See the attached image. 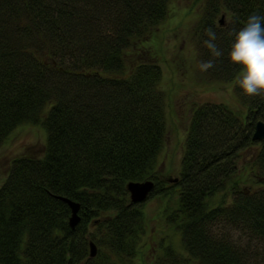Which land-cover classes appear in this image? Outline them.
Wrapping results in <instances>:
<instances>
[{
  "label": "trees",
  "instance_id": "16d2710c",
  "mask_svg": "<svg viewBox=\"0 0 264 264\" xmlns=\"http://www.w3.org/2000/svg\"><path fill=\"white\" fill-rule=\"evenodd\" d=\"M172 1L0 0V145L23 124L46 133L43 153L14 157L0 186V264H133L146 233L142 206L155 196L167 200L164 220L180 236L177 246L163 237L155 264H179L175 247L196 264H264V139H252L264 94L247 96L234 82L243 111L196 104L177 181L166 184L157 169L166 94L157 57L141 43L161 35ZM194 2L199 63L213 59L209 27L223 53L202 73L235 81L231 33L250 14L264 16V0ZM247 148L259 186L244 189L236 172ZM145 180L153 189L131 202L128 182ZM61 197L79 204L74 228Z\"/></svg>",
  "mask_w": 264,
  "mask_h": 264
},
{
  "label": "rangeland",
  "instance_id": "374dc122",
  "mask_svg": "<svg viewBox=\"0 0 264 264\" xmlns=\"http://www.w3.org/2000/svg\"><path fill=\"white\" fill-rule=\"evenodd\" d=\"M199 6L201 2L195 3L194 0H173L169 10L170 15L160 25L161 35L157 38L152 35L145 46L141 43V48L144 51L147 50L148 56L150 50L157 57L154 61L159 64L162 71L160 88L166 94V138L158 157L157 169L166 184H170L166 178L176 177L179 173L187 124L192 108L196 104L225 103L236 111L244 110L234 92L235 81L211 80L199 69L193 30L201 16ZM223 18L224 14H220L217 20L220 21ZM156 40L159 45L154 46ZM156 50L158 51L155 52ZM135 51L140 49L137 48ZM139 54L141 55L140 52ZM146 58L147 56L141 55L142 60ZM45 139L46 133L41 126L23 124L10 133L0 145V186L8 172L11 160L27 153L42 154ZM253 152H255L254 148H247L240 152L238 157L236 179L239 180V186L244 189L259 186L250 170L248 171V167L245 166ZM166 203V199L156 196L144 202L142 210L146 221V233L141 239L133 264H155L156 257L163 253L160 247L163 237L165 244L169 240H172L174 246L179 243L178 232L167 225L163 217ZM231 233L239 238L241 245L245 248L247 241L244 236L241 237L240 233L233 229ZM250 246L253 247L252 244ZM175 249L182 256L179 264H196L194 259L178 247Z\"/></svg>",
  "mask_w": 264,
  "mask_h": 264
},
{
  "label": "clouds",
  "instance_id": "9594fccd",
  "mask_svg": "<svg viewBox=\"0 0 264 264\" xmlns=\"http://www.w3.org/2000/svg\"><path fill=\"white\" fill-rule=\"evenodd\" d=\"M205 31L207 39L203 43L213 57L199 63V69L206 72L215 67L216 58L223 53L216 44L217 34L213 28L209 27ZM231 35L232 42L227 56L241 68L235 84L247 96L264 94V16L250 14L243 26Z\"/></svg>",
  "mask_w": 264,
  "mask_h": 264
},
{
  "label": "water",
  "instance_id": "95a60500",
  "mask_svg": "<svg viewBox=\"0 0 264 264\" xmlns=\"http://www.w3.org/2000/svg\"><path fill=\"white\" fill-rule=\"evenodd\" d=\"M219 23L220 25H222V19L219 21ZM252 139L256 141H261L264 139V121H256ZM169 181L176 182L177 178H170ZM153 187L154 182L152 180L128 182L127 191L129 193L130 201L133 203L145 201ZM60 199L66 202L70 208V216L68 218V223L71 228H74L80 221V216L78 215L79 204L68 198L61 197ZM89 246L90 256L93 257L96 254V246L92 242L89 243Z\"/></svg>",
  "mask_w": 264,
  "mask_h": 264
},
{
  "label": "flooded vegetation",
  "instance_id": "af4514ba",
  "mask_svg": "<svg viewBox=\"0 0 264 264\" xmlns=\"http://www.w3.org/2000/svg\"><path fill=\"white\" fill-rule=\"evenodd\" d=\"M170 178H168V180H169Z\"/></svg>",
  "mask_w": 264,
  "mask_h": 264
}]
</instances>
